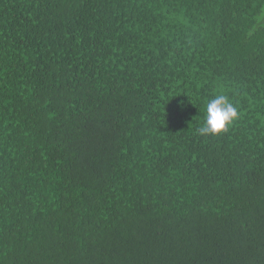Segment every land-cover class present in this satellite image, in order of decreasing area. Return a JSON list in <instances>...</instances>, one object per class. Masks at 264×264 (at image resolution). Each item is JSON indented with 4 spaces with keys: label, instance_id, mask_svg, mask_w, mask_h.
<instances>
[{
    "label": "trees",
    "instance_id": "trees-1",
    "mask_svg": "<svg viewBox=\"0 0 264 264\" xmlns=\"http://www.w3.org/2000/svg\"><path fill=\"white\" fill-rule=\"evenodd\" d=\"M0 264H264V0H0Z\"/></svg>",
    "mask_w": 264,
    "mask_h": 264
},
{
    "label": "clouds",
    "instance_id": "clouds-1",
    "mask_svg": "<svg viewBox=\"0 0 264 264\" xmlns=\"http://www.w3.org/2000/svg\"><path fill=\"white\" fill-rule=\"evenodd\" d=\"M260 18H258L259 20ZM183 102H181V105ZM239 118V111L226 95H216L206 105V119L197 129L200 136H217L228 130Z\"/></svg>",
    "mask_w": 264,
    "mask_h": 264
}]
</instances>
